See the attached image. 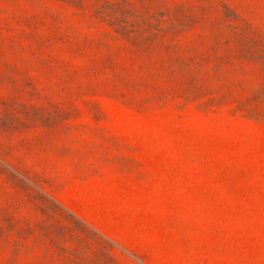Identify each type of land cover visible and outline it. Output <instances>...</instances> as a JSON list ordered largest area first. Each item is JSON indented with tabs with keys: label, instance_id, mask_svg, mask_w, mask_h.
<instances>
[{
	"label": "rangeland",
	"instance_id": "1",
	"mask_svg": "<svg viewBox=\"0 0 264 264\" xmlns=\"http://www.w3.org/2000/svg\"><path fill=\"white\" fill-rule=\"evenodd\" d=\"M0 264H264V0H0Z\"/></svg>",
	"mask_w": 264,
	"mask_h": 264
}]
</instances>
